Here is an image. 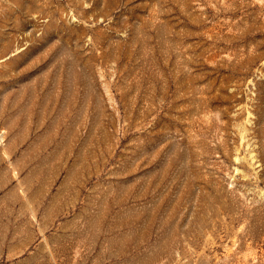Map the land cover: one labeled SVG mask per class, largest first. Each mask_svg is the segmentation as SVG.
<instances>
[{
  "label": "rangeland",
  "instance_id": "rangeland-1",
  "mask_svg": "<svg viewBox=\"0 0 264 264\" xmlns=\"http://www.w3.org/2000/svg\"><path fill=\"white\" fill-rule=\"evenodd\" d=\"M0 264H264V0H0Z\"/></svg>",
  "mask_w": 264,
  "mask_h": 264
}]
</instances>
